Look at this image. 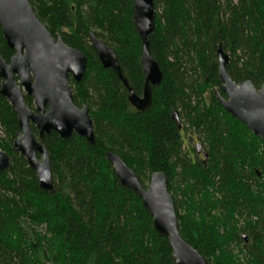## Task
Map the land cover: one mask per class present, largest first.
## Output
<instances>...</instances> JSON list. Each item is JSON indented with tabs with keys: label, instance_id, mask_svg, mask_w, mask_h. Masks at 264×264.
<instances>
[{
	"label": "trees",
	"instance_id": "16d2710c",
	"mask_svg": "<svg viewBox=\"0 0 264 264\" xmlns=\"http://www.w3.org/2000/svg\"><path fill=\"white\" fill-rule=\"evenodd\" d=\"M30 1L53 37L88 58L82 81L70 78V86L75 105L90 111L95 145L77 134L46 137L55 192L42 190L14 150L18 116L0 93V150L11 159L0 175V264H174L168 238L156 232L141 198L122 186L107 153L121 157L144 188L153 173L167 176L180 235L208 264H264V141L218 99L226 98L221 43L234 82L264 85V0H154L150 51L163 79L143 112L130 104L117 73L104 69L90 39L94 33L113 49L142 96L134 0ZM0 55L7 63L14 55L1 27ZM25 100L35 110L33 98ZM186 134L200 141L205 162L197 149L191 154Z\"/></svg>",
	"mask_w": 264,
	"mask_h": 264
},
{
	"label": "water",
	"instance_id": "95a60500",
	"mask_svg": "<svg viewBox=\"0 0 264 264\" xmlns=\"http://www.w3.org/2000/svg\"><path fill=\"white\" fill-rule=\"evenodd\" d=\"M134 23L142 41L141 68L145 77L142 96H138L123 76L118 58L111 47L90 33L92 46L104 69L114 70L128 90L130 104L140 112L152 105V88L161 84L163 73L152 57L150 38L155 32L154 0H134ZM0 27L7 46L14 52L7 63L0 55V93L17 112L20 131L14 150L35 171L40 188L54 193L53 174L43 140L52 133L68 140L73 134L95 145L90 111L74 103L70 78L80 83L88 67V58L68 46L61 37H53L38 19L30 0H0ZM221 90L226 98L219 102L233 117L244 123L264 141V85L257 90L252 81L238 84L227 73L230 57L223 43L218 47ZM26 97H32L35 110L28 108ZM173 119L179 124L178 113ZM37 130L38 137L31 126ZM202 144H197L200 154ZM122 186L142 200L153 217L156 232L168 238L174 264H208L206 259L180 235L175 200L169 192V181L163 172L153 173L147 188L123 159L107 153ZM11 164L9 155L0 150V175ZM246 239V237L244 236ZM47 264H52L48 262Z\"/></svg>",
	"mask_w": 264,
	"mask_h": 264
},
{
	"label": "rangeland",
	"instance_id": "374dc122",
	"mask_svg": "<svg viewBox=\"0 0 264 264\" xmlns=\"http://www.w3.org/2000/svg\"><path fill=\"white\" fill-rule=\"evenodd\" d=\"M35 107V106H34ZM185 144L189 148L191 154H194L196 152V143L194 140H191L190 134H186L185 136Z\"/></svg>",
	"mask_w": 264,
	"mask_h": 264
},
{
	"label": "flooded vegetation",
	"instance_id": "af4514ba",
	"mask_svg": "<svg viewBox=\"0 0 264 264\" xmlns=\"http://www.w3.org/2000/svg\"><path fill=\"white\" fill-rule=\"evenodd\" d=\"M194 141H195L196 145H197L198 143H200V141L197 140V139H194ZM196 148H197V146H196ZM197 154H198V156L200 157V159H202L203 161L207 158V153H206L205 149L203 148V146H202L201 153L199 154L198 151H197ZM204 162H205V161H204ZM245 237H246V236H245ZM244 239H245V238H244ZM245 241H246V243L249 242L248 237H246Z\"/></svg>",
	"mask_w": 264,
	"mask_h": 264
}]
</instances>
